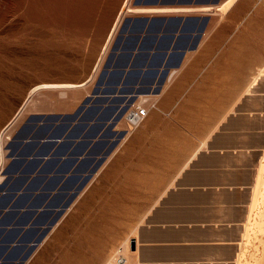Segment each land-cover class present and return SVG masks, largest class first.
Instances as JSON below:
<instances>
[{"label": "rangeland", "instance_id": "obj_1", "mask_svg": "<svg viewBox=\"0 0 264 264\" xmlns=\"http://www.w3.org/2000/svg\"><path fill=\"white\" fill-rule=\"evenodd\" d=\"M135 1L129 0V4L133 7H149ZM124 2L125 0H0V131L15 116L31 87L44 82H83L90 78ZM193 12H130L121 21L120 26L125 18L144 14L208 18L199 37V44L195 49L186 51L181 58L180 71L171 80L169 75L174 69L170 70L167 78V73L164 75L160 86L162 90L170 81L160 95L152 91V87L158 83L145 90H139V83H127L124 84L125 91L121 95L106 96L100 91L94 93L119 26L101 65L85 86L62 90L41 89L31 97L25 110L12 125L6 147L29 116L39 118L28 126L29 138L23 139L14 147L20 156L14 159L6 156L5 163L0 168V181L5 179V186L9 189V193L0 195V209L7 203L11 206L9 211H0V222H3L0 225V264H15L20 260L28 250V246L23 245L25 242L22 241L38 237L40 232L37 227L52 217L41 209L65 203L72 191H76V194L68 206L61 211L56 222L21 264H108L109 255H113L116 249L125 245L124 242H128L129 234L144 221L149 208L175 174L170 170H163L165 166L160 161V154L163 152L160 151L161 144L171 141L162 138L195 129L194 103H200L197 110L203 112L207 108L214 110L218 100L222 98V93L217 90V77L208 75L213 73V65L217 63L214 57L217 56L219 45L212 44L203 55L201 52L204 41L209 40L215 25L223 16V10L217 13ZM157 43L159 40L155 41ZM161 43L166 44V41ZM258 46L262 47L264 44ZM187 52L190 53L186 55ZM193 59L195 67L191 64L188 71L187 63ZM151 60L154 65L161 61L163 64L157 73L152 68L147 73H141L146 80L162 76L164 64L174 63L175 57L169 54L164 56L159 52L147 63ZM229 70L232 72L227 76V88L241 80L244 91L232 104L233 109L227 110L228 116L241 111L239 107L251 98L264 100V59L257 61L249 75L237 74L240 69ZM179 73L182 79L172 91V83H176ZM257 76L260 78L255 79ZM189 79H196L197 82L208 80L202 86L208 87L210 91L195 95L188 93L186 87ZM213 79L214 85L210 82ZM103 86L107 84L101 85ZM49 93L52 97L47 96ZM148 93H152L150 97ZM225 94L229 108L231 103L228 102L239 93L228 89ZM97 96L104 100L94 102ZM139 96L143 98L140 99ZM87 99L91 101L86 103ZM177 102L189 103L179 111V124L176 119H172L171 111V103ZM34 104L38 106L36 109L32 107ZM138 104L148 109L145 118L131 130L133 134L130 139L123 145L131 132L104 165L102 163L106 156L97 165L100 156L111 148L110 139L116 145L118 133H127V113ZM82 116L86 119H82ZM260 116L264 117V113H260ZM115 117L124 121L116 126ZM91 121L95 122L96 128L87 124ZM93 132V139L89 138ZM82 133L84 136L88 135L89 141L96 140V133L98 136L102 134V137L105 135L103 138L106 142L104 140L105 144L101 146L98 141L94 148L100 145L99 148L87 149L88 142L79 145ZM49 135L60 137L54 141H45L44 138ZM6 149L7 155L8 148ZM62 153L66 155L62 156ZM76 157L79 158L74 160ZM262 162L264 163V157ZM5 168L13 173L9 178V174L4 173ZM260 188V192L264 193V184ZM261 205L264 209V200L256 203V209L245 226L241 264H258L262 254L264 231L257 224L258 213L263 210Z\"/></svg>", "mask_w": 264, "mask_h": 264}, {"label": "crops", "instance_id": "obj_2", "mask_svg": "<svg viewBox=\"0 0 264 264\" xmlns=\"http://www.w3.org/2000/svg\"><path fill=\"white\" fill-rule=\"evenodd\" d=\"M228 1L207 0L194 6H161L199 9L207 5L213 6V13L223 10V16L215 25L209 40L204 41L201 52L203 55L212 44L219 45L217 56L214 57L217 63L213 65V73L208 75L217 77L218 89H212L221 92L222 98L214 110L207 108L203 112L197 110L200 103H194L195 129L162 138L171 141L161 144L163 170L175 174L149 208L144 221L129 234L128 242L109 255L108 264H241L244 229L255 209L252 210L251 206L254 198L257 200L258 171L264 157V117L260 116V113H264V100L261 102L258 97L251 98L239 107L241 111L228 116L227 110L233 109L232 104L244 90L241 80L227 88V76L231 75V68L240 69L237 74L241 76L249 75L257 61L264 59V46H258L264 44V0H234L230 5L226 4ZM191 64L195 67L194 59L187 63L188 71ZM181 68H169L166 78L170 70L174 69L171 80ZM181 79L179 73L176 83H172V91ZM207 81L189 79L186 90L194 95L210 91L204 87ZM210 82L215 84L214 79ZM160 86L152 90L159 92L157 95L166 88L161 91ZM228 89L239 93L228 102L231 103L229 108L225 94ZM186 104L189 103H171L172 119H176L178 124L179 111ZM87 136L82 133L80 146L88 142L87 149L100 147L94 148L100 140L97 133L96 140L88 136L92 138L89 141ZM110 140L109 147H112L114 141ZM9 151L8 148L7 157L14 159L15 155L20 156L15 150L14 156H9ZM4 173L9 174L8 178L13 174L7 168ZM4 180L0 181V195L9 193ZM4 207H11L10 203ZM120 257L122 260H119Z\"/></svg>", "mask_w": 264, "mask_h": 264}, {"label": "water", "instance_id": "obj_3", "mask_svg": "<svg viewBox=\"0 0 264 264\" xmlns=\"http://www.w3.org/2000/svg\"><path fill=\"white\" fill-rule=\"evenodd\" d=\"M205 2H207V0L135 1V3H140L145 6H194L195 4ZM207 19L208 18L205 16L195 15L145 14L125 18L113 41L110 52L103 63L94 93L100 91L106 96L111 94L121 95L125 91L124 84L127 83L134 85L139 83V90L149 89L154 83H162L164 75L168 72L169 68L179 66L181 58L185 52L196 48ZM156 40H159V43L155 44ZM161 41H166V44H162ZM159 52L164 56L167 54L171 56L173 55L175 57V62L170 65L164 64L165 67L162 68V76L158 78L154 76L148 80L144 79L141 73H147L150 70L149 68L154 69L153 72L157 73L162 67V61L158 65H154L152 60L150 63H147L150 58L155 57ZM104 84H107V86L101 87V85ZM110 84H114V86H111ZM116 90H118V94H116ZM101 100H104V98L97 96L93 101ZM90 101L91 100L87 99L85 102L87 103ZM37 118L39 117L35 115L29 116L18 129L17 133L7 145L10 149L8 153L9 156H14V147L19 144V142H22L23 138L29 135L30 132L28 126L30 122L37 120ZM81 118L84 120L86 119L83 116ZM94 134L95 132L91 133L89 137L94 136ZM59 137L60 136L49 135L46 136L44 140L54 141V139ZM106 152L107 151H105L97 160V165L104 159ZM14 158H18V156L15 155ZM78 158L79 157H76L74 160ZM1 188L2 185L0 183V189ZM75 194L76 191H72L68 200L61 205H54V207H51L50 209H48V206H44L41 209L52 215V217L48 221L40 223L37 227V230L40 232L38 237L22 241L25 242L23 245L28 246V250L15 264H21L28 257L30 250L42 238L44 233L56 222L58 215L68 206ZM5 208L6 207H2L0 211H3ZM5 210L9 211L11 208L9 207Z\"/></svg>", "mask_w": 264, "mask_h": 264}, {"label": "bare ground", "instance_id": "obj_4", "mask_svg": "<svg viewBox=\"0 0 264 264\" xmlns=\"http://www.w3.org/2000/svg\"><path fill=\"white\" fill-rule=\"evenodd\" d=\"M234 0H229L228 1V3H226V4H229L230 2L232 3ZM219 4V3H218ZM221 4V3H220ZM230 5V4H229ZM158 6V5H157ZM205 6V5H204ZM212 6V5H211ZM213 7V6H212ZM212 7H208L207 5L204 7V8H199V9H197V8H174V7H169V8H163V7H156V6H151V7H133V6H131L130 4H129V0H125V2H124V4H123V6H122V8L120 9V11L118 12V15L116 16V18H115V21H114V23H113V25H112V28H111V30H110V33H109V35H108V38H107V40H106V42H105V45H104V47H103V50H102V52H101V55H100V58H99V60H98V62L96 63V66H95V68H94V71H93V73L91 74V76H90V78H88L86 81H81V82H44V83H40V84H37V85H35V86H33V87H31L30 88V90L28 91V93H27V95H26V100L24 101V103H22V106L19 108V110L17 111V113L15 114V116L12 118V120L10 121V122H8L4 127H2L3 129H1V131H0V168L3 166V164L5 163V160H6V139H8L7 137H8V135H9V132H10V129L12 128V125H14V122H16V119L18 118V116L22 113V111L23 110H25L24 109V107H25V105H27V103H29L28 101L31 99V97L36 93V92H38L39 90H41V89H60V90H62V89H70V88H78V87H83V86H85L92 78H93V76H94V74L96 73V70L98 69V67H99V65H101V63H102V61H103V58H104V56H105V53H106V51H107V49L109 48V45L111 44V42H112V38H113V36H114V34L116 33V31L118 30V28H119V26H120V24H121V21H122V19H123V17L126 15V14H128V13H130V12H145V13H178V12H185V13H190V12H192V11H194V12H200V13H202V12H212V11H215V9L213 10L212 9ZM228 7V6H227ZM226 10V9H225ZM221 13V12H220ZM223 13V12H222ZM175 69V68H174ZM175 72V71H174ZM171 73L172 72H170V75H169V77L170 76H172L171 75ZM260 74V73H259ZM258 74V75H259ZM255 75V74H254ZM253 75V76H254ZM258 78H255V79H259L260 77L259 76H257ZM254 80V79H253ZM255 81H257V83H258V80H255ZM253 83H255L254 81H253ZM251 84V83H250ZM256 84V83H255ZM254 84V85H255ZM161 85V83L160 84H157L156 86H153L152 88L155 90V88L158 86H160ZM164 85V84H163ZM260 85V84H259ZM251 87H252V85H250ZM157 87V88H158ZM249 87V86H248ZM156 88V89H157ZM163 88H165L164 86H163ZM249 89H251V88H249ZM161 90H162V88H161ZM148 91H150V90H148ZM159 91V90H158ZM155 92V91H154ZM54 93V92H53ZM56 93V92H55ZM143 93V92H142ZM159 93V92H158ZM67 94V93H66ZM116 94H118V90H116ZM150 94H152V93H148V95H149V97H150ZM111 95H114V94H111ZM140 95V94H139ZM47 96H49V97H52V95L49 93V94H47ZM140 96H143V94H141ZM138 97V98H140V99H142L141 97ZM145 96V95H144ZM139 99V100H140ZM44 102V101H43ZM150 102V101H149ZM262 102V101H261ZM33 104V103H32ZM68 104H69V102H68ZM39 105V104H38ZM62 105V104H61ZM66 105H67V103H66ZM40 106V105H39ZM32 107L33 108H37L38 106H35V104L34 105H32ZM32 108V109H33ZM66 108V107H65ZM29 109V108H28ZM27 110V109H26ZM130 112V113H129ZM128 113H127V115H128V118L126 119V125H127V127H128V129L126 130V132L127 133H123V132H120V133H118V137H117V141H116V145H114L113 147H111L110 149H109V151H107L106 152V154H105V159L103 160V163H102V165H104L107 161H108V159L113 155V153L115 152V150H116V148L118 147V146H120V144L122 143V141L130 134V132H131V130L133 129V128H135L136 126H132V127H130L129 125H128V119H129V117H130V115H131V110L129 111ZM92 114V113H91ZM88 115V114H87ZM113 119V118H112ZM112 119H111V121H112ZM119 119V118H118ZM118 119H116V117H115V120H114V124L116 125V126H118V124L120 123V121H124V120H118ZM251 119V118H250ZM82 120V119H81ZM80 120V121H81ZM87 121V120H86ZM82 122H83V120H82ZM84 124H85V122H83ZM82 123V124H83ZM94 123L95 122H93V121H91V122H88L87 124H89V125H91V126H93L94 128H96L95 126H94ZM123 124V123H122ZM86 125V124H85ZM84 125V126H85ZM105 125V124H104ZM103 125V126H104ZM83 127V126H82ZM89 127V126H88ZM126 127V128H127ZM86 128V127H85ZM89 129V128H88ZM258 129V128H257ZM12 130V129H11ZM82 130V129H81ZM99 130V129H98ZM101 130V129H100ZM92 131V130H91ZM89 132V131H88ZM98 132V131H97ZM105 133H106V131H104ZM86 133V132H85ZM102 133V132H101ZM103 134V133H102ZM102 134L101 135H99V136H101L100 137V140H99V143H103V141L105 140L103 137L105 136V135H103V137H102ZM85 135V134H84ZM99 138V137H98ZM260 140V139H259ZM6 143V144H5ZM261 143V142H260ZM47 144V143H46ZM47 145H49V144H47ZM69 145V144H68ZM98 145V144H97ZM259 149V148H258ZM42 151V150H41ZM259 165V164H258ZM249 167V166H248ZM256 168V167H255ZM98 172V170L95 172V174L94 175H96V173ZM257 176V175H256ZM256 180V179H255ZM262 184H264V163L263 162H261L260 163V165H259V171H258V181H257V187H256V196H257V200L254 198V200H253V203H252V206H251V209L253 210V208H254V206L256 205V203L258 204V202H260V200H264V193H261L260 191H261V188H260V186L262 185ZM263 187V186H262ZM253 192V191H252ZM260 192V193H259ZM81 193V192H80ZM259 200V201H258ZM258 201V202H257ZM74 202V201H73ZM239 203V202H238ZM262 204H263V202H262ZM263 205H261V207H262ZM259 208H260V204H259ZM256 209V208H255ZM254 209V210H255ZM262 209H263V207H262ZM244 210V209H243ZM257 214V213H256ZM253 217V216H252ZM258 221H257V224H258V227H259V229L260 230H263L264 231V209L263 210H260L259 211V213H258ZM252 221V220H251ZM250 223V222H249ZM252 223H253V221H252ZM252 227V226H251ZM256 228V227H255ZM242 229V228H241ZM245 230V229H244ZM246 234V233H245ZM261 241V240H260ZM261 243H262V254H261V256L259 257V259H258V264H264V240H262L261 241ZM238 258V257H237ZM119 260H122V257H120L119 258ZM241 263V262H240Z\"/></svg>", "mask_w": 264, "mask_h": 264}, {"label": "built area", "instance_id": "obj_5", "mask_svg": "<svg viewBox=\"0 0 264 264\" xmlns=\"http://www.w3.org/2000/svg\"><path fill=\"white\" fill-rule=\"evenodd\" d=\"M148 109L142 105H135L131 110V115L128 119V125L130 127L138 125L147 115Z\"/></svg>", "mask_w": 264, "mask_h": 264}]
</instances>
